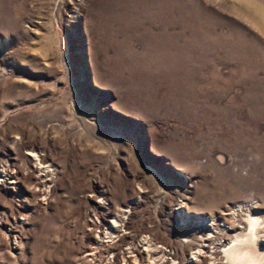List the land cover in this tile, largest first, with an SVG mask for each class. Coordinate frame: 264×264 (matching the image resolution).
I'll return each instance as SVG.
<instances>
[{"label":"rangeland","instance_id":"rangeland-1","mask_svg":"<svg viewBox=\"0 0 264 264\" xmlns=\"http://www.w3.org/2000/svg\"><path fill=\"white\" fill-rule=\"evenodd\" d=\"M261 6L0 0V264L264 249Z\"/></svg>","mask_w":264,"mask_h":264},{"label":"bare ground","instance_id":"bare-ground-1","mask_svg":"<svg viewBox=\"0 0 264 264\" xmlns=\"http://www.w3.org/2000/svg\"><path fill=\"white\" fill-rule=\"evenodd\" d=\"M259 8H260V12L262 13L261 14V19H262V23L264 25V7L261 6ZM250 208H252V207L250 206ZM241 211H243V213L246 214L244 212V210H241ZM243 213H241V214H243ZM247 213L249 214V212H247ZM254 214H255V212H254ZM246 217H247L246 218L247 219V222L249 224V228H248L249 230H248V232L244 236L246 239H243L242 238L243 235L240 236V234L238 235L236 233L237 236H235L236 237V241H235V244L234 245L228 243L229 245L224 246L223 243H218V246L219 247H222L223 246V248L225 247L224 250H223V252H224V255H225V257L227 259V262L229 264H264V249L260 248L261 245L259 243H257V240H256L259 237V236H257L258 234L256 232V229H257V227L259 225L260 218L258 216H256V215H253L252 213L249 214ZM239 218H241V217H239ZM242 218H245V217H242ZM210 225H211V223H210ZM226 225H227V223H226ZM226 225H225V228H226ZM238 225H242V224H238ZM229 226L230 225L228 224V229H229ZM237 228L238 227H231L230 228V231H236ZM194 254L195 255L191 258V261H190L191 264H196L195 261L199 260V257L201 258V254H203V252H201L200 250H198Z\"/></svg>","mask_w":264,"mask_h":264}]
</instances>
